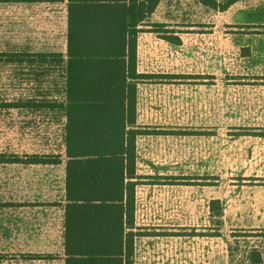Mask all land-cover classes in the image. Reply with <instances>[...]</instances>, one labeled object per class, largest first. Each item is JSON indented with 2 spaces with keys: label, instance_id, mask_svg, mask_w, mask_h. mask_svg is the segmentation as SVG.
Here are the masks:
<instances>
[{
  "label": "rangeland",
  "instance_id": "obj_1",
  "mask_svg": "<svg viewBox=\"0 0 264 264\" xmlns=\"http://www.w3.org/2000/svg\"><path fill=\"white\" fill-rule=\"evenodd\" d=\"M194 1L199 3L196 10L188 1H183L187 5L181 8L183 22L193 28L184 31V38L191 41V54L188 58L175 52L179 63L186 61L190 75L182 79L174 77L169 84L163 85L152 81L144 87L146 95L140 103L143 109L140 115H164L160 109L155 110L158 106L164 107L165 102L149 103L155 96L153 89L169 88L168 92L173 90V97L178 99L186 95L187 89L209 90L202 97L205 102L201 107L206 113V129L178 128L175 122L173 133L187 138L185 142L174 141L175 172L183 167L187 172L185 184L206 186L205 194L196 189L190 194L193 230L200 224L199 230L205 225L206 231L213 232L193 240L190 235L186 245L177 241L173 264H198L203 256L205 259L215 257V264H264L257 252L261 235L244 230L242 223L237 221L249 193L248 186L264 184V0H240L228 8L231 0ZM194 11L197 14L192 18ZM65 27L66 4L63 1L0 2V52H63ZM145 27L146 24L140 27L139 34L149 30ZM168 37L171 42L178 41L173 36ZM60 75L59 68L53 64L0 62V159L3 156L6 161L0 163V264H26L27 259L22 255L27 251L60 253L57 216L54 221L53 216L47 214L39 221L40 215L29 212L28 224L22 222L21 217L13 220L9 214L21 213L23 201H43L48 194L50 198L54 194L49 186L57 178L60 167H47L39 172L18 163L26 162L23 159L26 153L62 156L64 120L56 109L32 112L2 107L26 104L31 99L36 102L48 98L60 100ZM216 89L222 92L214 91ZM191 98L193 96L187 99ZM173 113L175 120L176 115L181 114L194 118L197 109L189 101H175ZM218 113L224 121H213V115ZM178 149L185 151L180 158L176 155ZM11 162L15 164H9ZM143 183L138 194L144 202L149 195ZM213 186L222 188L216 196H229V230L219 229L223 215L220 203H205L213 195ZM29 226L31 235H21ZM217 231H221V235H213ZM202 248L205 253L201 252ZM34 264H38L37 261Z\"/></svg>",
  "mask_w": 264,
  "mask_h": 264
},
{
  "label": "trees",
  "instance_id": "obj_2",
  "mask_svg": "<svg viewBox=\"0 0 264 264\" xmlns=\"http://www.w3.org/2000/svg\"><path fill=\"white\" fill-rule=\"evenodd\" d=\"M60 1L66 4L65 50L0 52V62L53 64L61 74V99H31L26 104L2 107L32 112L58 110L64 120L67 201L118 203L125 193L126 229L131 230L135 183L125 188L123 173L133 178L137 133L129 128L134 122L140 82L136 74L137 36L161 0ZM238 1L231 0L226 8ZM163 27L152 23L149 32L171 42ZM5 162L2 156L0 163ZM28 162L54 161L33 156ZM78 223L74 233L65 235V264H133L135 234L123 233L121 215L119 219L81 218ZM73 235H78L74 248Z\"/></svg>",
  "mask_w": 264,
  "mask_h": 264
},
{
  "label": "crops",
  "instance_id": "obj_3",
  "mask_svg": "<svg viewBox=\"0 0 264 264\" xmlns=\"http://www.w3.org/2000/svg\"><path fill=\"white\" fill-rule=\"evenodd\" d=\"M183 1L191 2L189 5L194 10L199 7V3L196 4L194 0H161L153 15L145 23L147 29L150 30L152 23L163 25V30L168 31L167 36H173L177 38L176 42L165 41L155 34L149 32L139 34L137 39L136 48V74L140 77V82L137 85L138 100L135 108L134 122L129 129L136 131L135 136V163L133 178L127 177V172L123 173L124 187L128 183H135L134 186V198H135V209L133 212V227L131 230L126 229V195L124 193L123 200L121 202H108L100 203L93 202L89 205L84 202H69L66 199V161L64 158V147L62 156L56 153H45L42 154H24L23 159L26 162H21L27 168H36L39 172L47 167L56 168L60 167L57 178L52 181L49 188H53V195L49 196L46 200L37 202H22L21 213L11 212L9 215L14 220L21 217L22 222H29V215L32 214L40 215L39 221L45 218L47 214L53 216L54 221L57 216L59 222V250L60 253L55 255L53 253L44 252H33L27 251L23 253L28 264H34L37 261L38 264H54L60 262L65 264V235L74 233L78 227V221L81 218H101L104 216L119 219L121 215L122 224L124 228V234L132 232L135 234L133 238V264H173L175 254V245L177 241H181V245H186L185 241L190 240V235L193 239H199V235H206V226L203 225L200 228V224L196 225L198 229L193 230L192 213L189 211L190 194L194 190H201L203 194L206 193V186L200 185L193 186L185 184L184 178L187 176V172L184 171L183 167L175 172L174 157V141L179 139L182 142L186 141V136H175L173 128L175 122L176 127H195L199 130L206 129V113L201 109L204 105L206 92L209 91L206 88H195L187 89L186 95H181V98L173 97L172 92H168L170 89L162 87V89H153L154 98L151 97L150 89V104L159 102L165 106H158L154 116L144 117L140 115L143 109L140 108L142 97L146 95L144 87L152 81L154 83L169 84L174 77H181L190 75L189 67L185 62L179 63V59L176 53H181L185 57L190 56L189 51L191 41L184 38L186 35L184 31L192 30L189 28L188 23L183 22L181 14L182 6H186ZM180 4V5H179ZM197 11H194L190 17L194 18ZM189 17V18H190ZM187 19V17H186ZM197 42V41H193ZM153 84V83H152ZM150 84V85H152ZM214 91L222 92L221 89ZM188 96H193L191 99H187ZM197 97V98H196ZM141 98V100L139 99ZM175 101H189L192 103V107H196V117L190 118L189 115H176L173 113V104ZM229 116V114H228ZM213 121L220 122L222 119L221 113L213 115ZM224 121V120H223ZM225 121H229L226 119ZM185 124V125H184ZM209 126V125H208ZM184 154L185 151L177 150L176 152ZM33 156H37V159H50L54 161L50 164H32L28 161L33 160ZM45 156V157H44ZM180 158V157H179ZM148 160V161H146ZM8 164V163H7ZM9 164L14 165L11 162ZM176 179V181H175ZM175 181V182H174ZM145 182V183H143ZM181 182V183H180ZM143 183L146 186L149 196H146V200L143 202V198L137 199V193L140 190L139 186ZM56 185L57 191H56ZM213 190L212 197L205 202L206 204L212 202L216 204L220 203L222 209L221 227L228 228L229 230V196L222 198L221 194L216 196L218 191L222 190L220 186L211 187ZM145 189V188H144ZM249 193L245 196V201L241 218L237 219L242 223L241 228L244 230H251V233L261 235L258 242V251L262 257L264 263V184L248 186ZM210 192V191H209ZM223 192V191H222ZM157 193V194H156ZM57 194V195H56ZM152 195V197H151ZM206 197V196H204ZM228 198V199H227ZM26 204V205H24ZM211 204V203H210ZM14 207V206H13ZM12 207V208H13ZM88 207V208H85ZM108 207L110 209H103ZM32 209V210H30ZM28 212H27V211ZM38 211V213H36ZM132 211V207H131ZM205 213L202 218H205ZM238 216V214H237ZM25 217V220H24ZM28 220V221H27ZM202 220V219H201ZM202 223H205L203 220ZM29 224V223H28ZM30 226L25 228V231L21 235H31ZM221 235V231L213 233V235ZM11 235H14L11 233ZM208 235H212L208 234ZM69 236V235H68ZM71 236V235H70ZM78 235H73V248L75 240ZM125 242V237L123 238ZM179 245V244H178ZM205 248H202V253H205ZM180 249H178L179 251ZM256 250V249H254ZM199 251V250H198ZM58 256V257H57ZM198 261V264L202 263L215 264V257ZM26 263V262H25ZM26 263V264H27Z\"/></svg>",
  "mask_w": 264,
  "mask_h": 264
},
{
  "label": "built area",
  "instance_id": "obj_4",
  "mask_svg": "<svg viewBox=\"0 0 264 264\" xmlns=\"http://www.w3.org/2000/svg\"><path fill=\"white\" fill-rule=\"evenodd\" d=\"M136 193V192H135ZM136 195V194H135ZM137 199L138 200H140L141 199V195H139L138 193H137Z\"/></svg>",
  "mask_w": 264,
  "mask_h": 264
}]
</instances>
